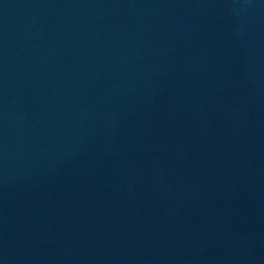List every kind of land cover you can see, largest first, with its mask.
Segmentation results:
<instances>
[{"label": "water", "instance_id": "water-1", "mask_svg": "<svg viewBox=\"0 0 264 264\" xmlns=\"http://www.w3.org/2000/svg\"><path fill=\"white\" fill-rule=\"evenodd\" d=\"M0 264H264V0H0Z\"/></svg>", "mask_w": 264, "mask_h": 264}]
</instances>
